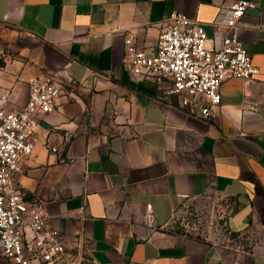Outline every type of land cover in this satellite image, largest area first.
I'll list each match as a JSON object with an SVG mask.
<instances>
[{"label":"crops","instance_id":"1","mask_svg":"<svg viewBox=\"0 0 264 264\" xmlns=\"http://www.w3.org/2000/svg\"><path fill=\"white\" fill-rule=\"evenodd\" d=\"M237 1L0 0V42L17 53L0 65L9 110L24 107L33 77L62 90L16 175L66 245L57 264H264V0L236 30L259 75L222 83L207 119L167 93L170 79L136 76L125 61L126 38L155 53L174 12L203 23L218 48ZM204 199L228 204V235L169 227Z\"/></svg>","mask_w":264,"mask_h":264},{"label":"built area","instance_id":"2","mask_svg":"<svg viewBox=\"0 0 264 264\" xmlns=\"http://www.w3.org/2000/svg\"><path fill=\"white\" fill-rule=\"evenodd\" d=\"M255 7L254 0H240L230 7L227 21L219 26L226 34L215 49L207 45L203 23L174 12L162 25L156 52L138 49L135 39L127 37L125 61L136 76L170 79L167 93L179 96L184 108L199 110L207 119L221 104L222 83L239 78L249 85L259 75L236 33L247 11ZM61 93L53 76L33 77L26 104L11 111L8 95L0 92V250L11 264H57L66 253L58 231L36 205L24 199L16 181L22 161L33 152L38 115L53 112ZM146 221L153 225L151 212Z\"/></svg>","mask_w":264,"mask_h":264},{"label":"rangeland","instance_id":"3","mask_svg":"<svg viewBox=\"0 0 264 264\" xmlns=\"http://www.w3.org/2000/svg\"><path fill=\"white\" fill-rule=\"evenodd\" d=\"M17 56L8 45L0 42V65L6 58ZM228 204L219 200L204 199L190 200L179 207L173 215L170 228L183 230L187 234L195 237H204L214 239L220 236H226L229 233L226 215ZM0 264H11L7 261L0 250Z\"/></svg>","mask_w":264,"mask_h":264}]
</instances>
